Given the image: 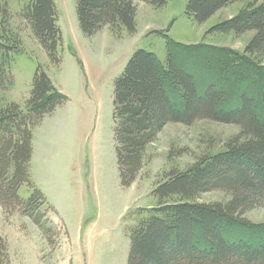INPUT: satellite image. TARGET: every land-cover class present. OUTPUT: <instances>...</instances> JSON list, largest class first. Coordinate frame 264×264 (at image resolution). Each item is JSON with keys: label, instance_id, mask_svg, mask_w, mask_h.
I'll list each match as a JSON object with an SVG mask.
<instances>
[{"label": "rangeland", "instance_id": "obj_1", "mask_svg": "<svg viewBox=\"0 0 264 264\" xmlns=\"http://www.w3.org/2000/svg\"><path fill=\"white\" fill-rule=\"evenodd\" d=\"M55 1L63 36L59 64L49 58L24 18L29 0H8L10 29L21 51L9 57L11 83L0 89V103L25 107L38 65L67 101L33 132L31 176L48 201L42 206L46 224H37L19 208L9 215L0 206V234L9 243L12 264H127L132 228L157 206L155 187L170 171H185L224 151L241 129L210 119L192 125L169 123L148 147L136 181L124 187L114 141V81L132 54L145 48L163 63L172 54L201 85L222 86L231 104L242 92H264V54L245 52L255 32L212 31L251 0L230 4L203 24L186 15L188 0H169L163 7L136 0L135 33L107 26L92 36L80 29L76 0ZM20 194L27 199L32 189L24 184ZM230 199V193L218 190L196 200ZM243 217L253 227L230 225L229 234L260 230L264 207Z\"/></svg>", "mask_w": 264, "mask_h": 264}, {"label": "trees", "instance_id": "obj_2", "mask_svg": "<svg viewBox=\"0 0 264 264\" xmlns=\"http://www.w3.org/2000/svg\"><path fill=\"white\" fill-rule=\"evenodd\" d=\"M157 7L169 0H140ZM241 0H188L186 15L203 24L222 8ZM24 18L54 63H61L63 36L55 0H29ZM80 29L87 36L107 26L137 31L136 0H76ZM212 31H254L247 54H264V0H251L238 15ZM20 41L10 29L8 0H0V89L11 83L12 53ZM114 141L121 184L132 185L144 167L145 154L169 123L192 125L210 119L236 124L240 133L224 151L202 158L185 171L172 170L152 191L157 206L131 230L127 264H264V223L249 235L228 233L230 225L252 228L243 216L264 207V92H242L235 103L217 83H198L196 74L172 54L163 63L137 49L114 81ZM67 97L38 65L25 107L0 103V206L17 208L37 224H46L48 203L31 176L34 129ZM27 184L32 194H20ZM231 194L226 203L197 201L211 191ZM50 209H53L49 204ZM50 230V229H49ZM0 264H12L9 243L0 234Z\"/></svg>", "mask_w": 264, "mask_h": 264}, {"label": "bare ground", "instance_id": "obj_3", "mask_svg": "<svg viewBox=\"0 0 264 264\" xmlns=\"http://www.w3.org/2000/svg\"><path fill=\"white\" fill-rule=\"evenodd\" d=\"M34 151V150H33Z\"/></svg>", "mask_w": 264, "mask_h": 264}]
</instances>
